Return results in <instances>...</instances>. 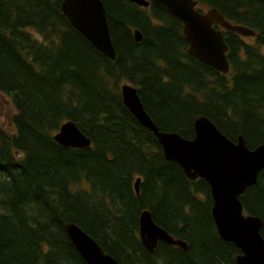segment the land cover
<instances>
[{
  "label": "trees",
  "instance_id": "trees-1",
  "mask_svg": "<svg viewBox=\"0 0 264 264\" xmlns=\"http://www.w3.org/2000/svg\"><path fill=\"white\" fill-rule=\"evenodd\" d=\"M101 1L114 59L72 27L62 0H0V93L15 108L13 131L0 125V264H87L68 222L119 264H235L240 250L217 232L208 183L163 157L120 86L136 87L161 131L191 139L203 115L232 141L264 144V0H196L256 33L213 25L228 48L224 74L187 53L182 22L161 4ZM69 120L90 146L54 140ZM239 198L244 213L261 218L264 239V169ZM143 210L187 250L159 241L148 251Z\"/></svg>",
  "mask_w": 264,
  "mask_h": 264
},
{
  "label": "water",
  "instance_id": "water-1",
  "mask_svg": "<svg viewBox=\"0 0 264 264\" xmlns=\"http://www.w3.org/2000/svg\"><path fill=\"white\" fill-rule=\"evenodd\" d=\"M147 7L148 0H129ZM182 22V32L188 44L187 53L213 69L227 73L229 62L223 33L213 25L231 30L243 36H255L254 30L230 23L215 8L197 9L196 0H153ZM62 13L70 24L98 50L110 59L115 58L108 22L101 0H62ZM134 39L141 40L139 30H134ZM124 105L156 137L166 160L176 162L191 180L203 178L209 185L213 216L218 234L232 242L239 250L235 264H264V239L260 234L263 226L257 215L243 211L239 196L255 184L259 172L264 169V144L253 149L245 145L242 136L230 140L206 116L194 120V136L184 138L176 132L158 129L146 113L138 97L136 87L124 83L120 86ZM63 146L83 148L91 142L72 121L63 122L53 134ZM137 178L134 183L138 193ZM67 236L87 264H119L82 228L73 222L65 224ZM139 237L150 252L159 241L187 250L186 243L174 238L157 225L148 210L139 217Z\"/></svg>",
  "mask_w": 264,
  "mask_h": 264
},
{
  "label": "rangeland",
  "instance_id": "rangeland-1",
  "mask_svg": "<svg viewBox=\"0 0 264 264\" xmlns=\"http://www.w3.org/2000/svg\"><path fill=\"white\" fill-rule=\"evenodd\" d=\"M14 113L15 108L12 105L10 98L5 94L0 93V125L8 131H13L14 129L12 123V116Z\"/></svg>",
  "mask_w": 264,
  "mask_h": 264
}]
</instances>
